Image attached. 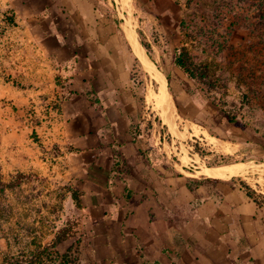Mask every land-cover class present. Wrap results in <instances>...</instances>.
<instances>
[{"label":"crops","instance_id":"obj_1","mask_svg":"<svg viewBox=\"0 0 264 264\" xmlns=\"http://www.w3.org/2000/svg\"><path fill=\"white\" fill-rule=\"evenodd\" d=\"M176 2L0 0V176L57 175L78 192L79 264H264V207L229 185L244 166L196 177L163 163L181 98L139 32L176 45ZM151 120L152 137L137 136Z\"/></svg>","mask_w":264,"mask_h":264},{"label":"rangeland","instance_id":"obj_2","mask_svg":"<svg viewBox=\"0 0 264 264\" xmlns=\"http://www.w3.org/2000/svg\"><path fill=\"white\" fill-rule=\"evenodd\" d=\"M177 1L180 34L176 45L171 47L166 35L153 28H146L145 33L139 30L151 58L157 52L164 56L157 59L159 71L169 75L171 92L181 98L177 123L161 129L170 145L167 151H173L163 163L186 165L188 174L196 177L207 176L209 169L241 164L245 172L236 173L229 185L245 193V186L249 187L264 207V0ZM140 19L145 20L143 16ZM148 37L155 41V49ZM179 55L185 57L194 79L179 67L168 72L167 67L175 66ZM143 64L160 87L162 106L175 110L167 81V94L160 92L162 84L157 78L163 75L151 62ZM152 121L141 122L135 129L137 136L144 134L150 139ZM172 133L179 138H172ZM76 213L71 186L57 175H18L5 180L0 176V264L52 256L56 237L67 226H74L72 238L56 249L61 254L69 252L72 261L77 259L81 237L74 225ZM45 263L50 264L48 260Z\"/></svg>","mask_w":264,"mask_h":264},{"label":"trees","instance_id":"obj_3","mask_svg":"<svg viewBox=\"0 0 264 264\" xmlns=\"http://www.w3.org/2000/svg\"><path fill=\"white\" fill-rule=\"evenodd\" d=\"M139 35L141 36V32H139ZM141 43L145 47L147 52H150L149 46L143 40H141ZM175 64L177 67H179L187 75V77H189L191 79L195 78L193 71L186 65L185 57L183 55H179L176 58ZM167 78L169 79L168 76H167ZM174 98L176 100V96H174ZM177 107H178V103H177ZM245 189L247 190L248 197L250 199H253L255 201V203H257L259 206H261L262 204L259 203L254 198L253 191L249 187H246V186H245ZM77 196H78V192H76V191L71 192L72 200L75 202L76 207L80 208V204L78 203ZM74 223H75L74 224L75 227L78 226V219ZM73 228H74V226H67V227H65L59 231V233L56 237L55 244H54L55 246L52 249V251L50 252L52 256L49 255L48 258H45L44 256H42V258H40L39 261L34 257L30 258L28 261L20 262L19 260H17V262L14 264H20V263H23V264L24 263H26V264H46L45 263L46 260H48V262L50 264H76V263H78V258L72 261V255L69 252H67L65 254H61L56 249L58 246L63 244V242H66L72 238Z\"/></svg>","mask_w":264,"mask_h":264},{"label":"bare ground","instance_id":"obj_4","mask_svg":"<svg viewBox=\"0 0 264 264\" xmlns=\"http://www.w3.org/2000/svg\"><path fill=\"white\" fill-rule=\"evenodd\" d=\"M126 1V0H125ZM129 1V0H128ZM132 35V34H131ZM133 44H134V42H133ZM137 52H138V54H139V56H140V58L146 63V65L147 66H149L150 65V60L142 53V52H139V49L137 50ZM136 52V53H137ZM160 75V74H159ZM158 79V81L163 85V86H165V77H163V76H161V77H158L157 78ZM153 96V95H152ZM160 95H158V104L159 105H161V101H162V96H160ZM169 101V100H168ZM165 103V102H164ZM163 104V103H162ZM238 166H235V165H229V166H226V167H219L217 170L218 171H221V172H223V173H226V172H231V171H233L234 169H236ZM239 167H240V165H239Z\"/></svg>","mask_w":264,"mask_h":264}]
</instances>
